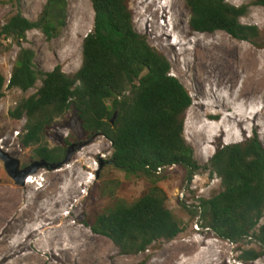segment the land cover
Returning <instances> with one entry per match:
<instances>
[{"label": "rangeland", "instance_id": "obj_1", "mask_svg": "<svg viewBox=\"0 0 264 264\" xmlns=\"http://www.w3.org/2000/svg\"><path fill=\"white\" fill-rule=\"evenodd\" d=\"M227 1L237 6L250 2ZM46 2L0 0V30L19 10L36 20ZM68 3L66 26L51 41L36 29L20 44L0 38V70L7 84L21 47L35 52V64L42 71L61 65L73 75L80 68L83 40L93 29L95 11L90 0ZM131 8L136 30L167 56L171 74L193 98L184 136L196 159L207 164L217 148L243 141L255 129L264 144V7L251 6L242 18L243 23L259 27L256 44L223 31L191 32L183 0H131ZM40 85L39 80L28 92L7 89L0 100V146L22 167L35 160L32 150L20 144L25 119L16 120L9 111ZM91 138L78 116L68 112L48 127L44 141L66 151L72 143ZM111 155L110 141L99 135L69 163L56 170L40 169L24 186L14 182L0 160V264H264V256L248 263L239 258L241 247L259 250L258 244L222 240L203 226L200 214L189 211L200 198L221 192L220 179L204 169L188 185L178 166L163 169L159 184L168 194V207L183 222V232L137 255L120 254L109 238L93 233L83 221L92 222L93 215L112 202L111 196L137 200L149 182L126 177L109 162Z\"/></svg>", "mask_w": 264, "mask_h": 264}, {"label": "trees", "instance_id": "obj_2", "mask_svg": "<svg viewBox=\"0 0 264 264\" xmlns=\"http://www.w3.org/2000/svg\"><path fill=\"white\" fill-rule=\"evenodd\" d=\"M95 11L92 31L82 44V64L73 74L61 65L42 71L35 52L21 47L11 77L0 70V100L7 89L28 92L9 115L25 119L20 144L32 150L31 159L61 162L65 148H50L45 132L57 119L74 112L83 130L110 141L109 162L126 177L144 178L147 189L135 201L112 197V202L83 224L95 234L109 238L123 255H137L159 241H171L184 230L183 222L168 207V194L160 186L158 169L178 166L189 185L201 170L209 169L220 179L221 192L200 198L189 211L200 214L203 226L233 244L250 241L260 249L243 248L239 258L254 262L264 256V144L258 130L243 141L217 148L207 164L195 157L184 136L187 110L193 98L186 86L171 74L167 56L137 31L131 0H90ZM189 12L191 32L231 37L256 44V25L242 18L251 6L264 7V0L240 6L227 0H183ZM68 0H47L36 20L19 10L0 30L18 44L31 30L41 31L48 41L66 26ZM184 207L187 206L184 204Z\"/></svg>", "mask_w": 264, "mask_h": 264}, {"label": "water", "instance_id": "obj_3", "mask_svg": "<svg viewBox=\"0 0 264 264\" xmlns=\"http://www.w3.org/2000/svg\"><path fill=\"white\" fill-rule=\"evenodd\" d=\"M99 134L93 135L92 138L83 143H72L66 150L64 159L58 163H50L46 159H39L31 162L29 165L22 167L21 161L3 150L0 146V160L3 161L6 172L18 185L24 186L29 176L37 173L40 169L46 168L48 170H56L61 168L64 164L69 163L75 153L80 151L83 147L90 144Z\"/></svg>", "mask_w": 264, "mask_h": 264}, {"label": "bare ground", "instance_id": "obj_4", "mask_svg": "<svg viewBox=\"0 0 264 264\" xmlns=\"http://www.w3.org/2000/svg\"><path fill=\"white\" fill-rule=\"evenodd\" d=\"M30 177H32V178H33V176H30ZM30 177H28V179L26 180V183H25V184H27V182H28V183H30V182H31V180H29V178H30Z\"/></svg>", "mask_w": 264, "mask_h": 264}, {"label": "built area", "instance_id": "obj_5", "mask_svg": "<svg viewBox=\"0 0 264 264\" xmlns=\"http://www.w3.org/2000/svg\"><path fill=\"white\" fill-rule=\"evenodd\" d=\"M161 171H162V168H159V169H158V173H160Z\"/></svg>", "mask_w": 264, "mask_h": 264}, {"label": "clouds", "instance_id": "obj_6", "mask_svg": "<svg viewBox=\"0 0 264 264\" xmlns=\"http://www.w3.org/2000/svg\"><path fill=\"white\" fill-rule=\"evenodd\" d=\"M3 148V147H2ZM163 170V169H162ZM28 179V178H27Z\"/></svg>", "mask_w": 264, "mask_h": 264}]
</instances>
